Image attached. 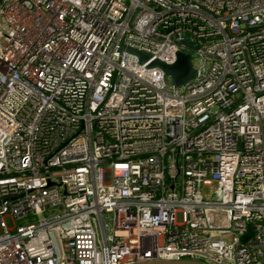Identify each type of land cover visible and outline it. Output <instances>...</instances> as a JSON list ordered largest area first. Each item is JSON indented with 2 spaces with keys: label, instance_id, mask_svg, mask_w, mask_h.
Masks as SVG:
<instances>
[{
  "label": "built area",
  "instance_id": "2783aa9c",
  "mask_svg": "<svg viewBox=\"0 0 264 264\" xmlns=\"http://www.w3.org/2000/svg\"><path fill=\"white\" fill-rule=\"evenodd\" d=\"M181 260L264 264V0H0V264Z\"/></svg>",
  "mask_w": 264,
  "mask_h": 264
},
{
  "label": "water",
  "instance_id": "95a60500",
  "mask_svg": "<svg viewBox=\"0 0 264 264\" xmlns=\"http://www.w3.org/2000/svg\"><path fill=\"white\" fill-rule=\"evenodd\" d=\"M181 45L186 47H191V43L187 40L182 39L179 42ZM119 51H122V47L119 46ZM126 52L137 57L138 63H144L148 60V55L145 53L133 50V49H125ZM149 68H158L161 70L165 77L168 78L167 84L174 88L180 87L185 83L190 82L195 77V69L191 63V56L189 53H184L183 51H179L176 54V59L171 65H164L156 60L151 61L148 64ZM138 264H198L192 261H150Z\"/></svg>",
  "mask_w": 264,
  "mask_h": 264
}]
</instances>
